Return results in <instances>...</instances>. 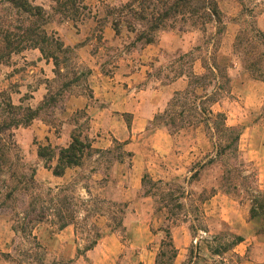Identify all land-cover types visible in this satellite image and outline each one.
Segmentation results:
<instances>
[{
	"label": "rangeland",
	"instance_id": "374dc122",
	"mask_svg": "<svg viewBox=\"0 0 264 264\" xmlns=\"http://www.w3.org/2000/svg\"><path fill=\"white\" fill-rule=\"evenodd\" d=\"M29 1L50 14L52 22L45 29L55 32L63 44L70 47V51L59 55V73L55 72L52 60L43 59L37 49L12 54L0 65V91L7 93L13 105L23 109L35 110L41 106L37 118L30 125L51 132V137L64 135L69 144L71 136L76 135L93 143L100 136V131L89 133L93 125L91 116L86 109L67 113L66 101L78 95L89 99L94 70L110 74L124 55L145 47L139 44L131 47L133 35L125 29L119 36L112 32L115 37L110 41L106 37V28H111L107 11L124 4L126 0H85L89 12L76 22H58L60 16L53 12L52 0ZM216 3L221 11L220 24L211 22L205 26H193L191 22L183 23L179 19L171 21L165 30L159 32H173L180 36L186 52H164L147 63L149 68L144 84L151 88L179 77H183L188 84L192 75L209 76L207 69L213 63L221 70L211 86L208 83L212 77H208L205 90H195V95L206 93L215 103L201 105L194 101L193 95H182L169 103L171 98L163 111L155 115L156 119L153 118L147 125L145 135L164 128L176 136L173 150L187 149L181 161L152 160L151 170L145 168L137 177L130 169L132 157L128 156L131 152L125 149L127 142L113 139L107 150L93 148L98 152L86 155L80 167L68 169L58 184L45 182V175L48 172L50 175L51 171L44 168L41 181L35 176L42 199L52 197L56 202L66 198L70 203V210L75 213V225L70 226L75 230L77 250H83L96 234H100L101 239L110 233L117 234L121 244L128 247L132 238L127 233V226H124L125 220L122 222L123 229H114V222L119 220L122 209L123 219L127 216L132 218L128 221L131 226H141L148 231L151 241L147 251L154 260L160 251L166 253L160 258L165 264H175V259L168 258L170 244L176 249L180 264H242L247 255L239 256L234 251L237 245L230 248L235 238L240 237L236 231L252 221L249 230L264 233V216H250L251 209L257 208L253 190L264 191V80L255 79L245 69L256 61L260 52L256 29L264 33L260 28L261 23L264 24L260 20L264 14V0H216ZM14 20V11L8 5H1L0 22L15 25ZM23 23L27 25L25 20ZM65 25L68 28L61 36L56 28ZM75 35L80 41L73 46L66 45L64 40L68 41ZM258 68L262 72L260 75H264V64ZM192 90L193 87L190 88ZM183 106L191 110L184 111ZM203 108L213 114L223 113L226 125L240 130L236 154L226 152L214 158L216 137L210 127L214 117L204 116L201 113ZM123 118L129 127L128 116ZM188 123L191 125L188 126ZM29 126L14 131L18 145L17 165L26 176L30 175V168H35L36 175L37 165L43 167L36 153L38 146L59 148L47 143L45 138L38 139L34 135L38 129L31 130L30 127L29 130ZM179 135L182 139L177 137ZM183 141H186V147ZM117 160L128 165L121 176L111 171ZM135 184H139V190L131 202H116L125 204V208L111 203L115 202L112 197L121 187L122 190L131 189ZM55 188L68 189L58 197L53 194L47 196V189ZM5 191L0 184L2 196ZM1 195L0 218L9 223L11 229L16 228V232L12 230L15 237L10 252L1 254L0 258L12 264H90L89 260L78 255L77 260L61 258L48 249L45 241H41L42 235L49 238L59 232L56 226L50 224V221H55L53 216L33 229L31 234L36 240L29 229L22 231L23 222L18 221L20 217L14 218L12 210L1 207ZM217 195L220 199L224 197V201L218 199L212 204V198ZM29 199L23 193L17 194L13 202L15 211H22ZM6 203L14 205L11 201ZM122 256L119 264H127Z\"/></svg>",
	"mask_w": 264,
	"mask_h": 264
},
{
	"label": "trees",
	"instance_id": "16d2710c",
	"mask_svg": "<svg viewBox=\"0 0 264 264\" xmlns=\"http://www.w3.org/2000/svg\"><path fill=\"white\" fill-rule=\"evenodd\" d=\"M85 0H52L54 3L53 12L60 17L58 22L72 21L76 22L83 19L85 12H89L84 3ZM1 5H8L14 11V24L9 22H0V65L4 64L12 54L20 53L29 49L39 50L41 57L45 60H52L55 72L59 73L60 61L59 55H66L70 51L58 38L55 32H48L45 26L52 22V18L41 6L33 5L29 0H0ZM107 16L111 19V29L115 35L119 36L121 30L125 29L133 35L131 47L139 44L141 47L154 44L159 31L168 27L171 21L179 19L181 22H191L193 26H205L208 23H221V11L219 10L216 0H126V2L117 7H111L107 11ZM24 18V19H23ZM27 23L24 26L23 21ZM171 28V27H170ZM256 37L259 40L260 52L255 62L245 66L255 79L264 80V75L258 66L264 64V33L256 29ZM237 44V43H236ZM209 76L192 75L191 81L182 92L174 93L171 101H176L182 95H193L194 101L200 103H215L210 96L205 94L195 95V90H205V81L212 77L208 83L211 86L216 75L221 73L216 63L207 69ZM216 73V74H215ZM259 74V75H255ZM193 90L190 91V88ZM92 96H89L91 98ZM186 99V97H184ZM193 102V103H195ZM41 106L33 110L31 108L23 109L20 106L12 104L10 97L6 92L0 91V184L5 187L6 191L2 196L3 203L1 207L8 208L14 212L13 217L23 222L22 231L29 229L32 235L33 229L40 223H45L53 216L55 221L50 224L56 226L57 231L65 227L75 225V213L70 209V203L65 200H56L50 197L48 200L42 199L39 193L40 186L35 180V168H30V175L26 176L19 171L17 161V143L14 137V131L20 127H28L31 122L37 118L38 110ZM184 111L191 110L185 109ZM201 113L213 116L211 129L214 139L215 155L214 158L224 155L226 152L236 154L238 152L237 143L239 140L240 130L226 125V117L223 113L213 114L211 110L201 109ZM157 116L154 117L156 119ZM188 126L191 124L188 123ZM209 126V124H207ZM95 151L92 143L86 139L73 135L71 141L66 147L55 148L50 145L38 146L37 157L42 161L43 168L51 171L53 176L61 177L69 168L80 167L83 158ZM128 156H132L128 153ZM214 160V159H213ZM213 160L210 162L212 163ZM121 162V160H117ZM146 177H143V179ZM233 188V187H232ZM68 188L47 189V196L56 195L67 191ZM57 192V193H55ZM228 192V191H227ZM23 193L30 199L26 207L16 212V195ZM55 193V194H54ZM254 202L257 208L251 209V218L264 216V191L255 189ZM11 201L14 205L6 202ZM125 208V204L111 202ZM16 210V211H15ZM120 218L116 221L115 228L123 227V209L119 212ZM16 232V228L12 229ZM113 231V230H112ZM168 236V232H167ZM33 239L35 237L32 235ZM171 240V236L169 235ZM100 239V234H96L94 239L89 242L83 250L78 249L77 255L82 256L86 251L91 250ZM243 241L242 237H236L230 244L235 247ZM172 242V241H171ZM37 246H39L36 243ZM170 260L176 258V249L170 244ZM166 256L164 251H160L155 264H165L160 260ZM71 262V261H70Z\"/></svg>",
	"mask_w": 264,
	"mask_h": 264
},
{
	"label": "crops",
	"instance_id": "0c3cea01",
	"mask_svg": "<svg viewBox=\"0 0 264 264\" xmlns=\"http://www.w3.org/2000/svg\"><path fill=\"white\" fill-rule=\"evenodd\" d=\"M260 20L264 22V14L260 16ZM67 28V25L58 26L56 30L63 36V31H66ZM260 28L264 30V24L261 23ZM112 32L114 31L111 28H106V37L109 41L115 37ZM73 36L68 41L62 40L66 45L73 46L80 41L78 36ZM180 50L183 52L187 50L185 45L181 43L180 36L173 32H158L156 43L124 55L110 74H103L97 69L94 70L90 80L91 98L87 99L78 95L71 96L66 101L67 113L81 109L87 110L91 116V123H93L89 133L96 134V131H100V136L93 140L92 147L94 149L107 150L110 148L113 139L119 142H127L125 149L132 154V167L130 169L137 177L145 168L148 171L151 170L152 160L174 162L175 159L181 161L186 156V148L183 151L181 148V151L177 152L173 150V139L176 136L169 134L166 129L157 128L145 135L147 125L155 115L163 111L174 93L182 92L187 86L183 77L152 88L147 86L144 84L149 68L147 63L164 52L172 54ZM89 103L95 104L90 105ZM124 116L129 118V127L123 118ZM30 127L31 130L38 129L34 133L38 139L45 138L47 143L53 146L66 147L68 145L64 135L51 137V132L45 131L43 128H38L34 124L29 126V130ZM177 137L182 139V135ZM183 143L186 147V141ZM169 162L166 164L169 165ZM37 166L35 176L40 180L44 176V169L40 164ZM127 169L128 165L125 162H116L111 166L113 174L120 173V176ZM66 171L61 177L53 176L52 173L49 175L48 172L45 175L47 176L45 182L58 184L63 180ZM138 190L139 184L133 185L131 189L122 190L121 187L112 199L115 202H131ZM223 198L220 199L219 195L213 197L212 204H215L214 201H218V199L224 201ZM131 219L129 216L123 219L125 220L124 226H127V233L132 238L128 247L121 244L117 234L110 233L103 236L91 250L86 251L80 257L89 260L90 264H119L120 257L124 254L122 258L127 261V264H155L154 257L147 251L151 241L150 235H147L148 231L141 226H131L132 224L128 223ZM251 222L249 221L246 226L241 227L240 231H236L243 238V241L235 247L234 251L239 256L247 255L242 264H264V233L251 232L248 227ZM14 237L15 234L9 223L0 218V256L10 252ZM74 237V228L67 226L52 237L45 238V235H42L41 241H45L48 249L59 257L77 260V247ZM134 253L137 254L134 255ZM178 260V256H176L175 264H180ZM0 264L12 263L0 258Z\"/></svg>",
	"mask_w": 264,
	"mask_h": 264
}]
</instances>
